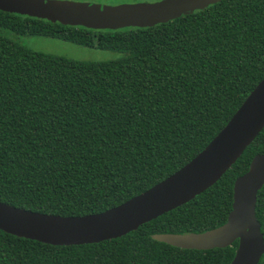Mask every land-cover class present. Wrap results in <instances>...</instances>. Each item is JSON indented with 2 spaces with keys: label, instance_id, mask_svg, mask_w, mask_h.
Here are the masks:
<instances>
[{
  "label": "trees",
  "instance_id": "obj_1",
  "mask_svg": "<svg viewBox=\"0 0 264 264\" xmlns=\"http://www.w3.org/2000/svg\"><path fill=\"white\" fill-rule=\"evenodd\" d=\"M23 37L118 56L77 61L33 51ZM262 78L264 0H222L166 24L121 30L0 11V201L65 216L118 206L199 153ZM258 153L264 128L214 185L117 239L47 245L0 230V264H230L238 240L187 250L151 234L224 223L235 179ZM255 209L264 237V187Z\"/></svg>",
  "mask_w": 264,
  "mask_h": 264
},
{
  "label": "water",
  "instance_id": "obj_2",
  "mask_svg": "<svg viewBox=\"0 0 264 264\" xmlns=\"http://www.w3.org/2000/svg\"><path fill=\"white\" fill-rule=\"evenodd\" d=\"M220 1L159 0L108 6L73 0H0V11L64 26L121 30L166 24ZM263 128L264 78L199 153L144 192L118 206L85 215L46 214L0 201V230L47 245H82L120 238L214 185ZM235 180L231 210L224 223L202 232L153 233L151 238L187 250L224 248L238 240L230 264H259L264 237L255 208L257 194L264 187V153L254 155L247 170Z\"/></svg>",
  "mask_w": 264,
  "mask_h": 264
},
{
  "label": "rangeland",
  "instance_id": "obj_3",
  "mask_svg": "<svg viewBox=\"0 0 264 264\" xmlns=\"http://www.w3.org/2000/svg\"><path fill=\"white\" fill-rule=\"evenodd\" d=\"M159 0H146V2H155ZM130 1L107 0L101 4L113 6L116 4H128ZM20 43L36 52H46L51 55L65 57L77 61L100 62L113 60L118 56L117 52L102 51L99 49H89L75 44H71L59 39L49 37H23Z\"/></svg>",
  "mask_w": 264,
  "mask_h": 264
}]
</instances>
